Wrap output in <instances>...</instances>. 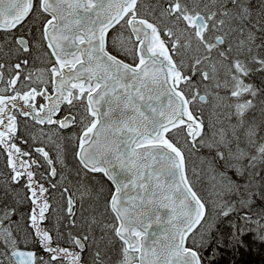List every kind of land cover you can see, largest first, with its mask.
I'll return each instance as SVG.
<instances>
[{
	"label": "snow or ice",
	"instance_id": "1",
	"mask_svg": "<svg viewBox=\"0 0 264 264\" xmlns=\"http://www.w3.org/2000/svg\"><path fill=\"white\" fill-rule=\"evenodd\" d=\"M158 10L157 16L152 8L149 18L138 0H0V32L6 36L0 53L8 56L0 62V154L9 170L6 185L23 181L31 205L29 232L19 239L14 234L19 220L12 219L17 209L0 208V264H87L82 260L86 250L91 264H105L112 237L121 242L117 264H203L205 235L197 226L207 223L205 203L189 178L186 156L199 149L214 153L203 160L211 165L213 179L220 177L225 195L237 196L246 207L254 197L264 201V175L258 168L264 166V136L257 138L264 121L258 125L245 119L264 89L244 80L264 75V0H208L202 7L197 0H165ZM33 29L35 41L30 40ZM41 41L54 61L45 70L48 80L34 81L23 71L29 65L23 57ZM193 42L201 54L188 63L185 53ZM5 44L11 45L7 52ZM121 54L130 61L118 58ZM217 63L227 68L222 82ZM205 81L216 89L230 87L236 98L230 138L214 126L205 133L203 119L193 110L207 101V92H200L208 87ZM38 96L46 101L39 107ZM260 106L264 116V100ZM17 114L36 125H55L57 133L77 129L69 137L75 141L77 175L98 173L110 182L100 215L110 214L111 221L90 216L84 222L87 233L80 235L58 229L53 235L43 226L52 207L50 189L58 186L51 181L58 176L57 165L64 167L62 148L52 136L46 139L55 144L54 157L44 147L28 151L18 146V139L25 145L28 140L17 135ZM241 129L246 149L240 147ZM191 175L198 178L195 167ZM61 195L67 200L68 226L80 227L72 219L75 202L69 189ZM219 208L218 214L227 217L233 205ZM243 220L255 224L264 240V211L259 219ZM93 227L100 237L92 235ZM244 234V228L237 229L232 239L242 243ZM29 240L47 259L27 250Z\"/></svg>",
	"mask_w": 264,
	"mask_h": 264
},
{
	"label": "rangeland",
	"instance_id": "2",
	"mask_svg": "<svg viewBox=\"0 0 264 264\" xmlns=\"http://www.w3.org/2000/svg\"><path fill=\"white\" fill-rule=\"evenodd\" d=\"M198 3H202L201 0H197ZM254 2H258V0H254ZM154 8H159L157 2L154 4ZM162 7V5H160ZM159 12V10H158ZM118 27V26H117ZM18 35L20 33H17ZM112 35V32H109V36ZM127 35V33H125ZM259 35V34H258ZM37 38V34L35 29L32 31V36L30 37L31 41H35ZM10 41L11 37H7ZM6 40V36L3 32H0V43H4ZM10 44H5L4 51L7 52ZM131 46V45H127ZM49 50L43 41L40 42L39 47H34L30 49V55L25 54L23 58L29 59V65L23 71L29 72L33 76V80L35 81L37 77L43 80H48V73L45 71L51 65L50 62L54 61V58L50 55H46ZM112 54H116L113 52ZM201 53L196 51V44L193 42L192 48L189 49L185 53L186 62L190 63L191 57H198ZM119 58L124 59L129 62L131 57H125L123 54L119 56ZM8 56H4L0 53V62H7ZM12 63L18 62V60H12ZM210 71L211 70L207 69ZM227 72L226 66H222L217 63V73L216 77L221 82L225 79ZM8 73L5 72V77L7 78ZM23 78V76L21 77ZM193 79H197V77H193ZM245 83H252L256 88L264 89V75L260 73H255L250 77L244 78ZM259 80V81H258ZM204 84H207L208 87L205 89L203 86L200 87L201 94H205L207 92V101L204 103L197 102L195 105V110L199 112L201 118L207 121V125L204 123V132L208 133L210 131V126H214L215 130H219L223 128L227 131L229 138L231 137V128L236 124V117L232 114V104L235 102L236 98L230 96L231 88L221 87L219 89L214 88L212 81H205ZM34 86H39L34 84ZM49 90L51 87L49 86ZM248 99H252V97H246ZM264 100V92L258 94V96L254 100V104L256 105L252 110L246 113L245 119L248 121H255L258 125L264 121V116L261 114V106L260 101ZM37 107L41 103H45V101L41 97H36L35 101ZM191 107V106H190ZM67 105H64L60 116L65 114V109ZM60 116L56 117L57 119ZM18 128L19 131L17 133L18 137H21L25 140H28V144L25 145L21 143V140H17L16 143L24 150L31 151L33 147H44L45 150L50 152V155L53 157L56 154L55 144L53 142H49L46 137L52 136V141L59 142L61 144L62 152L61 158L64 160V167L57 165L58 176L52 179V183H57L58 186L56 189H50V199L49 203L51 204V208L49 209V219H47L43 226L46 227L49 232L55 235V229H58L60 232H68L71 231L73 235L86 234L87 229L84 227V222L90 216H96L97 219H106L111 221L112 217L110 214H105L101 217V213L104 211L105 200L109 196V189L112 188L110 182L106 180L101 174H87L77 175V172L80 171L79 166L74 157V140L69 139L72 136L73 132L77 131L75 128H68L60 130L58 133L55 131L56 126H48V125H36L29 118L23 117L17 114ZM41 128L44 129L45 135H41ZM34 135L37 137V141L33 143V141L29 138V135ZM240 136L241 142L240 147L246 149V144L244 142L243 137V129H241L238 133ZM57 136H59V141H57ZM259 136H264V125L261 126ZM233 147H235L233 145ZM207 153V154H206ZM213 155L209 153L207 149H199L197 151H193L192 154V168L195 167L197 170L198 178H195V182L197 186L194 188L198 195L201 197L202 201L205 203L206 209L208 210V206L212 208L214 212H211L210 217L207 223L203 224L204 221L201 222V225L197 227V231L203 232L205 235V243L209 241L210 233L214 229V224L217 218V211H220L219 206H221V202L228 195H225V187L222 184L220 177L216 176L213 179V171L211 165L204 161V157H209ZM7 161L6 157L3 154H0V208L7 205H16L17 208V216L14 215L12 217L13 221L19 220L20 226L18 230L14 229V234L17 235L18 239L20 237L27 236L29 229L27 226V217L26 214L30 211L31 205L25 198L26 190L23 189L21 181V185H6V181H8L9 170L6 166ZM261 173L263 172V166L258 165ZM63 174L64 179L59 180L60 174ZM95 176V179L93 177ZM8 187V193L5 194V187ZM46 186L47 183H46ZM67 187L69 189V193L72 195L74 200L73 211L75 216L72 219H76L77 225L80 227H69V216L67 214V200L66 197L61 195L63 188ZM19 200V204H16V201ZM14 207V206H13ZM25 207V209H24ZM241 210L244 212H248L252 215H259L262 211H264V207L258 208L259 205L256 201L252 202L251 207L240 206ZM22 213L21 211H23ZM54 210V211H53ZM213 214V215H212ZM206 217V216H205ZM21 218V219H20ZM23 228V230H21ZM92 235H95L97 238L102 234L98 228L93 227ZM113 245L112 251L109 253L111 259L105 257V264H117L118 260L121 258L119 255V248L121 242H119L116 238L112 237ZM199 241V237H197ZM204 243V245H205ZM66 246V245H65ZM21 248H25L23 243L20 244ZM103 248V245H101ZM27 249H33L37 252L38 255L44 256L47 259L46 253L42 250V248L36 244L34 240H29L27 244ZM112 253V254H111ZM82 260L86 261L87 264H91V257L89 256L88 251L86 250L82 254Z\"/></svg>",
	"mask_w": 264,
	"mask_h": 264
},
{
	"label": "trees",
	"instance_id": "3",
	"mask_svg": "<svg viewBox=\"0 0 264 264\" xmlns=\"http://www.w3.org/2000/svg\"><path fill=\"white\" fill-rule=\"evenodd\" d=\"M193 110L196 112L195 109ZM203 122L207 125V121L205 119H203ZM192 154L193 152L190 154L186 153V156L189 157V178L195 188L197 186V183L195 182L196 177L191 175ZM261 174L264 175V170ZM233 178H235L234 175ZM253 201H256V203L259 205L258 208L264 207V201H261L255 197L253 198ZM227 202H230L233 205V210L227 217L218 214L219 211L216 212L217 218L214 224V229L210 233L209 241L205 243L201 251L203 264H264V240L260 239V233L255 224L250 223L245 225L243 220L244 216H252L253 220H256L259 219V215H252L247 211H242L240 207L241 204L238 202V198L235 195H228L226 198H224L221 204L223 205ZM12 206L15 207L16 205ZM24 209L20 214L24 213ZM211 212L214 211L210 206H208L205 217L207 221ZM16 219H18V216ZM203 224H205V222ZM240 228H244L246 230V234L240 238L242 243H236L232 239V234ZM21 230H23V228H21ZM189 240H191V237H189ZM188 246L191 245L189 244Z\"/></svg>",
	"mask_w": 264,
	"mask_h": 264
},
{
	"label": "flooded vegetation",
	"instance_id": "4",
	"mask_svg": "<svg viewBox=\"0 0 264 264\" xmlns=\"http://www.w3.org/2000/svg\"><path fill=\"white\" fill-rule=\"evenodd\" d=\"M201 1H202L201 7L203 6V3H208V0H201ZM155 2H157V0H138V8H140L142 14L148 15L149 18H151V9L154 8V5L153 4ZM164 4H165V0H159V7H161L160 5L163 6ZM156 15L157 16L159 15L158 10L156 12ZM49 92H51V91H49Z\"/></svg>",
	"mask_w": 264,
	"mask_h": 264
},
{
	"label": "water",
	"instance_id": "5",
	"mask_svg": "<svg viewBox=\"0 0 264 264\" xmlns=\"http://www.w3.org/2000/svg\"><path fill=\"white\" fill-rule=\"evenodd\" d=\"M119 58V57H118ZM121 59V58H120ZM206 214H207V209H206V206H205V216H206ZM202 222V221H201ZM155 227V226H154ZM198 227V226H197ZM22 249H24V248H22ZM27 250H33V249H27ZM33 251H35V250H33ZM36 252V251H35ZM37 253V252H36ZM38 255V254H37Z\"/></svg>",
	"mask_w": 264,
	"mask_h": 264
}]
</instances>
